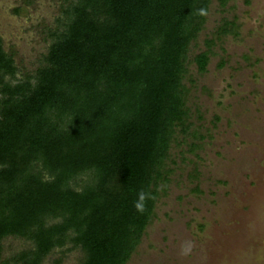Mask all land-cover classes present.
I'll list each match as a JSON object with an SVG mask.
<instances>
[{
    "label": "trees",
    "instance_id": "trees-1",
    "mask_svg": "<svg viewBox=\"0 0 264 264\" xmlns=\"http://www.w3.org/2000/svg\"><path fill=\"white\" fill-rule=\"evenodd\" d=\"M210 2L63 0L31 72L0 36V264H42L56 249L126 264L186 127L188 52ZM193 60L204 72L209 50ZM140 191L155 197L143 213ZM8 237L28 245L2 258Z\"/></svg>",
    "mask_w": 264,
    "mask_h": 264
},
{
    "label": "rangeland",
    "instance_id": "rangeland-1",
    "mask_svg": "<svg viewBox=\"0 0 264 264\" xmlns=\"http://www.w3.org/2000/svg\"><path fill=\"white\" fill-rule=\"evenodd\" d=\"M62 1L0 0L2 44L20 73L38 65ZM207 49L199 72L193 58ZM186 69V127H175L166 180L126 264H264V0H211ZM27 245L8 237L1 257ZM80 255L56 249L42 264Z\"/></svg>",
    "mask_w": 264,
    "mask_h": 264
},
{
    "label": "clouds",
    "instance_id": "clouds-1",
    "mask_svg": "<svg viewBox=\"0 0 264 264\" xmlns=\"http://www.w3.org/2000/svg\"><path fill=\"white\" fill-rule=\"evenodd\" d=\"M201 15H206V11L201 9ZM152 198L154 199V196H151L149 193H146L144 191H140L138 193V199L134 204V207L137 209V211L143 213L145 211V207H146V201ZM192 251V242L191 241H185L182 245H181V254L182 255H189Z\"/></svg>",
    "mask_w": 264,
    "mask_h": 264
}]
</instances>
